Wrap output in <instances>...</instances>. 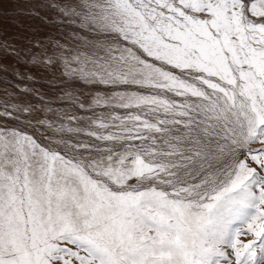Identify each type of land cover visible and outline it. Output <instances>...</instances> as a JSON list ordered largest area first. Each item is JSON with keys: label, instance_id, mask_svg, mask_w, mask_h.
<instances>
[{"label": "snow or ice", "instance_id": "obj_1", "mask_svg": "<svg viewBox=\"0 0 264 264\" xmlns=\"http://www.w3.org/2000/svg\"><path fill=\"white\" fill-rule=\"evenodd\" d=\"M5 19L0 264H264V0H0Z\"/></svg>", "mask_w": 264, "mask_h": 264}, {"label": "rangeland", "instance_id": "obj_2", "mask_svg": "<svg viewBox=\"0 0 264 264\" xmlns=\"http://www.w3.org/2000/svg\"><path fill=\"white\" fill-rule=\"evenodd\" d=\"M16 6H17L16 4H10V5L5 4L4 7L8 9H12V8H15ZM23 6L27 7L28 5H23ZM48 15L52 16L53 13L49 12ZM32 23L39 24L38 21H33ZM40 28H41V35L46 34V33L57 34V28L54 25L52 26L40 25ZM0 29H2L4 32L10 35L14 34V29L10 26L9 21L7 19L3 20L2 24H0ZM68 31H70V29L63 30V32H68ZM8 62L11 63V61H8ZM19 71L26 72L28 71V69L25 68L23 65H21L19 66ZM32 72H33V75L37 77L38 83L30 85V87L39 89L41 92L45 94L47 98H49L50 100L56 101V103L58 104L59 101H57L56 98L59 95V92L61 91V89H59L58 87L49 85V82L52 79V77H50L48 73L39 72L35 69H33ZM3 79H6L8 83L12 85H15L17 83L16 79L11 74H9V76ZM56 83H59V82L57 81ZM6 89L9 92L13 91V89L9 87L8 84H5L4 82H2V80H0V100L4 99V92ZM74 91L80 92L84 90L80 88H75ZM19 99L23 100L24 102L36 103V100L29 96H21L19 97ZM81 99H83V97H81Z\"/></svg>", "mask_w": 264, "mask_h": 264}]
</instances>
